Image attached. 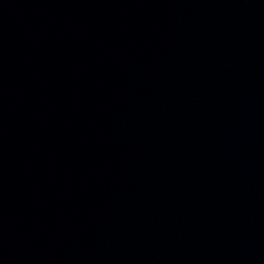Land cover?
Masks as SVG:
<instances>
[{"label":"water","instance_id":"obj_1","mask_svg":"<svg viewBox=\"0 0 264 264\" xmlns=\"http://www.w3.org/2000/svg\"><path fill=\"white\" fill-rule=\"evenodd\" d=\"M0 264H264V0H0Z\"/></svg>","mask_w":264,"mask_h":264}]
</instances>
